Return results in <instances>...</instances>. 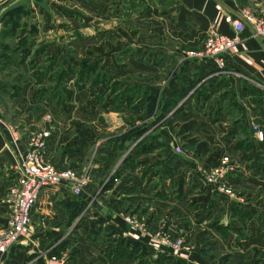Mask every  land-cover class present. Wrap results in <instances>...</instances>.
Segmentation results:
<instances>
[{"label":"rangeland","instance_id":"obj_1","mask_svg":"<svg viewBox=\"0 0 264 264\" xmlns=\"http://www.w3.org/2000/svg\"><path fill=\"white\" fill-rule=\"evenodd\" d=\"M239 3L232 25L264 40V0ZM173 7L0 0V225L33 139L81 182L35 210L38 250L15 264H264V82L240 42L197 58L225 34L190 40Z\"/></svg>","mask_w":264,"mask_h":264},{"label":"built area","instance_id":"obj_2","mask_svg":"<svg viewBox=\"0 0 264 264\" xmlns=\"http://www.w3.org/2000/svg\"><path fill=\"white\" fill-rule=\"evenodd\" d=\"M256 36L264 38V22L254 20ZM236 35H216L209 39L206 51L195 54L197 58L220 56L232 50L241 40V35L246 29L242 21L234 22ZM263 139V135H261ZM45 142L42 138L29 142L28 150L19 161V188L15 203L11 209V215L0 229V255L8 252L12 246L19 244L28 236V228L31 224L33 212L47 189L67 187L70 183H81L70 170L58 168L49 163L45 157ZM75 193H79L76 189ZM50 256L47 264H62L61 260Z\"/></svg>","mask_w":264,"mask_h":264},{"label":"crops","instance_id":"obj_3","mask_svg":"<svg viewBox=\"0 0 264 264\" xmlns=\"http://www.w3.org/2000/svg\"><path fill=\"white\" fill-rule=\"evenodd\" d=\"M173 1L175 8L173 7L172 13L178 18L181 33L190 40H196L210 30H219L221 33L230 37L236 35V31L232 25V18L240 15L238 9H242V6H240L239 0H169V2ZM250 31L245 29L241 35L240 44L234 49L235 54H233L231 59L239 64V69L243 74L260 82H264V40L255 38L252 34L253 32ZM8 134V130L0 122V141H4L2 143L5 145H7L6 138L7 140L9 138ZM20 143L22 147L23 144L22 142ZM25 147L27 150V144ZM6 150L8 151L10 149ZM15 163L13 167L17 170L18 162ZM66 192V187L45 190L35 210L37 209L36 211H39L41 209L40 205L42 207V204L48 200L63 199V195ZM35 210L32 216L33 219L38 216V212L36 214ZM4 223H1L0 227H3ZM29 231H32L34 237L35 227L32 222ZM29 235L31 236V233ZM29 238L28 236L19 243L16 247L17 253L12 251L10 254L13 253V255L7 256L8 263L15 264V262H22L21 260H24L26 251L33 252L35 251L34 249L38 250L39 243L36 240L29 243L27 242ZM33 245L35 248H33Z\"/></svg>","mask_w":264,"mask_h":264}]
</instances>
